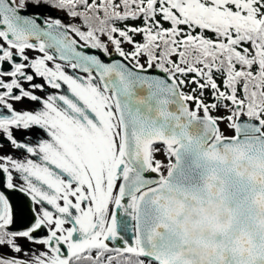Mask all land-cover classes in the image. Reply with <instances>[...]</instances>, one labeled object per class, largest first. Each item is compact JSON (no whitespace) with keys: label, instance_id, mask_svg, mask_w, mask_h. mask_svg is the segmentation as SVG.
I'll use <instances>...</instances> for the list:
<instances>
[{"label":"snow or ice","instance_id":"6c2138e0","mask_svg":"<svg viewBox=\"0 0 264 264\" xmlns=\"http://www.w3.org/2000/svg\"><path fill=\"white\" fill-rule=\"evenodd\" d=\"M255 161L264 0H0V264H264V228L230 251ZM210 204L205 260L180 209Z\"/></svg>","mask_w":264,"mask_h":264},{"label":"water","instance_id":"95a60500","mask_svg":"<svg viewBox=\"0 0 264 264\" xmlns=\"http://www.w3.org/2000/svg\"><path fill=\"white\" fill-rule=\"evenodd\" d=\"M255 169L248 171L247 179H250L253 183L260 182L259 169L264 167L259 161H255ZM247 171V169H246ZM191 203V201H189ZM254 211L252 213V223L256 225L251 229L249 233H242L234 241L236 247L230 249L237 255L250 259L258 255L256 249L261 243L260 230L264 228V206L258 201H253ZM180 211L186 212L185 220L181 222V231L186 238V243L189 245V250L202 259H208L210 256L216 254V245L213 242L215 234L220 233L223 227V219L225 210L218 206L209 205V207L199 215L195 214V211H189L187 206Z\"/></svg>","mask_w":264,"mask_h":264}]
</instances>
